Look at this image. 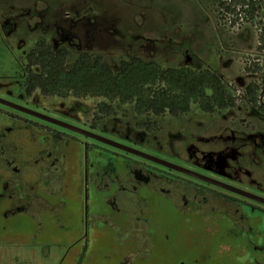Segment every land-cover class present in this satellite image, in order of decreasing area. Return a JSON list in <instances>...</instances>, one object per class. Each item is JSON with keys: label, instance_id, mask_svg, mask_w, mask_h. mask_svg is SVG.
Wrapping results in <instances>:
<instances>
[{"label": "rangeland", "instance_id": "obj_1", "mask_svg": "<svg viewBox=\"0 0 264 264\" xmlns=\"http://www.w3.org/2000/svg\"><path fill=\"white\" fill-rule=\"evenodd\" d=\"M220 1L0 0V97L264 197V0H257L253 19L219 7ZM40 38L54 50L66 47L69 64L88 52L114 70L130 56L162 67L210 69L236 105L208 113L192 104L188 113L156 117L115 102L116 113L103 116L96 107L102 97L26 96L25 56ZM249 82L261 87L256 106L245 94ZM55 143L66 158L52 165L62 153L52 150ZM90 143L115 153L93 152L97 162L123 168L126 153L0 104V152L14 160L0 168V264H264V243L248 240L250 232L230 213L237 205L219 195L245 199L174 171L183 180L166 186L175 207L162 194L154 197L149 218L163 231L152 234L155 241L132 234L134 221L124 219L125 230L115 229L108 193L83 191L84 144ZM41 149L52 153L46 161ZM88 169L91 176L94 168ZM197 198L214 210L183 208ZM116 202L129 213L137 199L118 190ZM113 218L119 224L124 216Z\"/></svg>", "mask_w": 264, "mask_h": 264}, {"label": "trees", "instance_id": "obj_2", "mask_svg": "<svg viewBox=\"0 0 264 264\" xmlns=\"http://www.w3.org/2000/svg\"><path fill=\"white\" fill-rule=\"evenodd\" d=\"M229 1L230 4L226 0L220 1L219 7L252 19L256 16L257 0ZM70 56L66 47L54 50L40 38L25 56V95L39 92L44 96L102 97L104 100L96 107L103 116L116 113L115 102L132 104L137 114L151 113L156 117L188 113L192 104L208 113L236 105L230 88L210 69L194 71L191 68L162 67L155 61L130 56L120 59L117 70H114L103 62L100 55L83 52L69 64ZM260 88L256 82L245 86V94L253 106L257 105ZM96 126L94 123L93 128Z\"/></svg>", "mask_w": 264, "mask_h": 264}, {"label": "flooded vegetation", "instance_id": "obj_3", "mask_svg": "<svg viewBox=\"0 0 264 264\" xmlns=\"http://www.w3.org/2000/svg\"><path fill=\"white\" fill-rule=\"evenodd\" d=\"M52 125H54V124H52ZM54 126L60 127L57 125H54ZM61 128L65 129L63 127H61ZM65 130H68V129H65ZM68 131H70V130H68ZM89 139H91V138H89ZM69 140H70V138L67 139L66 141H69ZM94 141H96V140H94ZM96 142L104 144V143L99 142V141H96ZM105 145L108 147L114 148L116 150L122 151V152L127 154V156H124L122 158L123 159V168L121 170L117 171V169H114L113 167L107 166L108 165L107 163L97 162L95 159H97L96 157H98V156H96L93 152L98 151L97 149L99 147H97L93 143L84 144V150H85L84 153L85 154L83 156L84 160L82 161V168L84 167V171H82L83 191L86 192V195H87V189L92 187V188H94V190H96V192L101 191L102 194L108 193L107 198L106 197L104 198L106 200L105 203L111 204L114 208V211H116L117 214H122L124 216L122 223L117 224L113 218V216H115L117 214L116 213L110 214L112 217V220L110 222L115 227V229H118L121 226L122 229L125 230L126 227H125V220L124 219L131 221V222L134 221L133 222L134 224L132 225V228H133L132 234H135L136 237L138 236V234H139V237H140V235H143L145 237V239H147V235H148V237H150L151 241H155L152 238L153 237L152 234H155L157 232L160 233L163 231H161V228L159 227V225L157 223H155V224L152 223V220L154 218H152L151 221L149 218L152 210L155 208L153 206V202L155 200L154 197L158 196V194H159V196H160V194H162L165 199L166 198L168 199V201L173 200L172 201L173 206L176 205L175 204L176 200L173 199L169 195L170 189L167 188L166 186H167V183L169 184V183H173V182L174 183L177 182L180 185V182L182 183L183 180L178 179V177L175 174L170 173V171H174V172H177V173L183 174L185 176H189V177H192V176L181 173V172L176 171L174 169L168 168L167 166L156 163L154 161H151V160L139 157L137 155L131 154V153L126 152L124 150L115 148L113 146H110L107 144H105ZM52 150L53 151H62L61 154L59 152V155L54 157L55 159L52 160V165L59 163L60 161H61V163H63L65 158H66V155L63 153L64 149L55 143L53 145ZM4 152H6V149L4 151L0 152V154H3V155H0V168L3 167L2 165H8L9 166L10 164L14 163V160H12V162H11V159L7 158L4 154ZM41 152H43V154L46 155L45 161L47 158L49 159L50 156L52 155L51 151H49L48 149H41ZM98 152H99V156H103L104 153L105 154L110 153L111 155L115 154L114 152H107V151H102V152L98 151ZM89 153L91 154V161L90 162H88ZM116 154H118V153H116ZM129 155H131L132 158ZM134 156L143 159L142 160L143 162H141V160L137 159L136 157L134 158ZM57 160H59V161H57ZM136 160L139 162H137ZM45 161H43V163ZM94 162L96 163L95 167H93ZM89 167L94 168L90 173L91 176L89 175V169H88ZM48 168H49L48 171L50 173H53V171H51L50 167H48ZM209 177H212V176H209ZM192 178H195V177H192ZM195 179L199 180L201 182H204V183H208V184L212 185L213 187H216V188L221 189L223 191H227L229 193H232L233 195L234 194L239 195L243 199H245L246 201L245 200H237V199H234L232 197H228L224 194H221V195L218 194L221 198V201L230 202V203L234 202L237 205L234 212H231L228 208H226V209H228L230 211L231 215L233 216V219H235L236 223L239 225V228L242 231H246V232L249 231L250 232L251 235H249L248 240L251 239V241H253L255 243H258L260 241H261V243L262 242L264 243V228L262 227L264 224V208H263L264 203L263 202H260L257 199H253L250 197L240 195V194H238L232 190L224 189L220 186L211 184V183L203 181L201 179H198V178H195ZM214 179H216V178H214ZM22 183H23V181H22ZM53 183H54L53 180L52 181L50 180L47 183V186L49 189L52 188ZM228 184H230V183H228ZM230 185H232V184H230ZM47 186L45 185V187H47ZM233 186H235V185H233ZM197 187L198 186H195L196 189H197ZM116 188L118 190H122L125 197L131 196L132 198L137 199V203L134 206H132V208H134L133 212L128 213V210H129L128 207H125L120 202L115 203L116 193L118 191V190H114ZM142 191H144L145 193L146 192L149 193L147 195V197L146 196H144V197L138 196ZM248 192H250V191H248ZM213 193H215V192H213ZM251 193H253V192H251ZM109 194L111 196H109ZM253 194L258 195L256 193H253ZM258 196H261V195H258ZM20 197H22L21 199H24L23 197H25V196L23 194ZM261 197H263V196H261ZM205 199L206 198L204 197V201H205ZM146 201H148L149 203H147ZM247 201L254 202L257 205L250 204ZM95 204L96 205L99 204L98 200H97V203H95ZM127 204L130 205L129 203H127ZM192 204L197 207V211L199 213H202V211H204V213H210V212H212V210H214V209L208 210L207 208H203V206L198 203V198L186 200L182 203V205H184L183 208L187 207L189 205H192ZM150 205H151V207H150ZM85 210H87L86 206H85ZM218 210H220V209H218ZM134 212H136V213H134ZM99 213L100 212H98V215H99ZM98 227H99V225L95 224V228H98ZM135 241L137 242L138 238H135ZM245 246H248V244L246 242L241 245V248H244Z\"/></svg>", "mask_w": 264, "mask_h": 264}, {"label": "water", "instance_id": "obj_4", "mask_svg": "<svg viewBox=\"0 0 264 264\" xmlns=\"http://www.w3.org/2000/svg\"><path fill=\"white\" fill-rule=\"evenodd\" d=\"M0 104H2L4 106H7V107H10L12 109L21 111L23 113L29 114V115H31L33 117L42 119L43 121H46L48 123L63 127L65 129H68V130L73 131L75 133L81 134V135H83L85 137H88V138H91L93 140L102 142L104 144H107V145L113 146L115 148L124 150L126 152H129L131 154L137 155L139 157H142V158L154 161L156 163L162 164L164 166H167L168 168L174 169V170L179 171L181 173H184V174L190 175L192 177L201 179L203 181L209 182L211 184L220 186V187H222L224 189L232 190V191H234V192H236V193H238L240 195H243V196H246V197H250V198H253V199H257L258 201L264 203V197L255 195V194H253L251 192H248V191H246L244 189H241V188H238L236 186L230 185V184H228L226 182H223V181H220L218 179H214V178L209 177L207 175H204V174H202L200 172H197V171L191 170L189 168L180 166L178 164L166 161V160L161 159L159 157L153 156L151 154H148L146 152L140 151L138 149H135V148L130 147L128 145H125L123 143H120V142H117L115 140H112V139H110L108 137H105V136L99 135L97 133H94L92 131L80 128L78 126H75L73 124L67 123V122L62 121L60 119L54 118V117L49 116L47 114L38 112V111H36L34 109L19 105L17 103L11 102V101L6 100V99H3L1 97H0Z\"/></svg>", "mask_w": 264, "mask_h": 264}]
</instances>
